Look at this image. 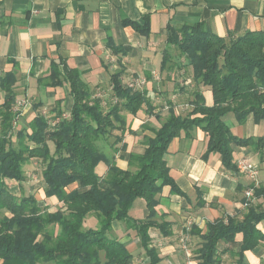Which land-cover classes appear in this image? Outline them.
Wrapping results in <instances>:
<instances>
[{"label":"trees","instance_id":"trees-1","mask_svg":"<svg viewBox=\"0 0 264 264\" xmlns=\"http://www.w3.org/2000/svg\"><path fill=\"white\" fill-rule=\"evenodd\" d=\"M124 25L150 33L148 21L126 19ZM166 43L162 67L189 72L193 85L187 90L185 112L174 101L161 99L165 117L148 94L147 82L143 88L123 82L124 68L111 74L113 95L105 101L94 96L79 69L71 68L66 77L74 98L69 114L64 116L61 110L51 117L38 112L17 127L16 119L23 114L13 108L17 79L13 71L0 74V93L4 94L0 102V264H134V252L116 233L115 222L123 224L127 235L135 232L145 252L144 264H161L149 230L158 227L168 235L171 223L159 220L158 195L169 187L172 193L187 196L166 160L175 137L190 136L201 128L208 136L203 156L218 153L230 171H239L234 156L237 147L250 146L264 162V134L240 136L226 122L230 114L241 124L250 114L256 122L264 119V32L223 37L201 23L184 24L169 27ZM111 48L124 54L119 46ZM180 57L187 63H179ZM53 71L57 75L56 66ZM205 90L212 92V104L206 102ZM141 113L146 118L155 116L160 125L142 124L153 135L144 136L143 151L130 152L128 167L122 168L115 154L127 150L125 137L135 133L131 124ZM33 158L44 166L45 196L62 203L56 210L41 204L34 193L17 195L9 186L11 180H26L25 166ZM102 164L106 169L101 173ZM247 188L253 189V199L242 206L241 213L210 221L205 231L192 228L201 238L198 264H223L226 250L242 264L245 251L264 241L258 227L264 220V185L251 183ZM140 199L148 209L143 218L131 214ZM91 214L96 215L98 226L85 228ZM238 234L242 235L240 249L235 251ZM222 242L233 246L220 251Z\"/></svg>","mask_w":264,"mask_h":264},{"label":"crops","instance_id":"crops-1","mask_svg":"<svg viewBox=\"0 0 264 264\" xmlns=\"http://www.w3.org/2000/svg\"><path fill=\"white\" fill-rule=\"evenodd\" d=\"M126 19L148 21L150 33L142 34L134 26L124 25ZM196 23L223 37H236L248 31L264 32V0H0V74L15 73L17 97L13 108L19 106L23 111L19 120L24 123L38 112L44 114L47 108L53 113L70 112L74 98L66 77L71 68L82 72V79L94 96L103 101L113 95V72L124 68L125 84L132 78L146 76L148 94L165 114L163 101L170 99L178 105L175 100H185L189 96L187 90L193 85L189 72L186 75L181 70L172 72L162 67L169 27ZM112 46L121 47L124 54L114 53ZM177 60L187 63L181 57ZM54 66L57 75H53ZM155 72L162 76L160 80L154 77ZM180 79L182 87L178 86ZM204 94L206 102L212 104V92L205 90ZM3 95L0 93V102ZM20 102L24 105H19ZM141 114L131 124L135 133L125 137L127 143L133 139L141 148L135 150L128 145L127 150L116 154V163L122 168L128 167L130 152L143 151L144 136L153 135L142 124L147 121L151 127L160 125L152 116L142 120ZM226 122L240 136L264 134V119L256 122L253 114L242 124L230 114ZM207 139L206 132L197 128L190 136L182 133L175 137L169 145L166 160L170 173L187 196L172 193L169 187L158 195L159 220L171 223L168 235L158 227L149 230L162 256L161 264H198L196 251L201 238L192 228L205 231L208 222L241 213L244 191L255 183L244 172L226 169L218 153L204 157ZM234 156L237 161L246 159L256 164L259 173L255 184L264 185V162L258 153L250 146H241L235 149ZM105 169L106 164H102L100 172ZM137 202L131 214L143 218L148 209L144 200ZM123 227L120 222L114 223L116 232L124 231ZM258 227L264 233V220ZM184 234L196 245L186 247ZM119 236L128 244L139 240L126 231ZM241 237L238 234L234 246L220 243V251L232 246L239 251ZM224 258H229L230 264H238L231 250H226ZM242 264H264V241L245 251Z\"/></svg>","mask_w":264,"mask_h":264},{"label":"rangeland","instance_id":"rangeland-1","mask_svg":"<svg viewBox=\"0 0 264 264\" xmlns=\"http://www.w3.org/2000/svg\"><path fill=\"white\" fill-rule=\"evenodd\" d=\"M174 49V48H173ZM173 54H175V50L172 52ZM156 73V72H155ZM158 75H159V73H158ZM162 78V76L161 75H159V79L158 80H160ZM132 79H134V78H132ZM131 79V80H132ZM130 80V81H131ZM130 81H128V83L130 82ZM182 82V80L180 79L179 80V84ZM190 83H192V82H190ZM127 84V83H126ZM129 85V84H128ZM2 93V92H1ZM189 96H186L184 99L185 100H180V102H179V99L177 100L176 98V102L178 103V106H179V108H181V110H182V112H185V111H187L188 110V107H189V105L186 103V99L188 98ZM0 100H2V96H0ZM159 100H161L160 98H159ZM158 100V101H159ZM185 101V102H184ZM159 105V104H158ZM20 109V108H19ZM160 111V110H159ZM165 112V114H163V115H166L167 114V111L165 110L164 111ZM46 116H51V117H54L55 115H56V113H53V112H51V111H49V109L47 108V110L45 111V113H44ZM69 113H65V114H63L64 116H67ZM30 115H32V113H30ZM162 116V115H161ZM145 118H146V116H145V114H141V119L142 120H145ZM18 122H17V127L18 126H22V125H24L25 123L21 120H19V118H17L16 119ZM58 120V118L56 119V120H54V121H57ZM152 120L156 123V124H160V122H159V120H156V118H155V116H152ZM53 121V120H52ZM139 139V138H138ZM140 140V139H139ZM135 144V145H134ZM137 144H139L138 142L136 143V142H134V140L133 139H131L130 140V142L128 141V145L129 146H132V148H135V150H140V146L139 145H137ZM121 146V144L120 143H118L117 144V147H120ZM106 150L109 152V153H112V151H111V149H110V147H107L106 148ZM113 154V153H112ZM116 154H119V152L118 153H116ZM116 154H115V158H116ZM256 165V164H255ZM43 164H42V162L38 159V158H33L29 163H27L26 164V166H25V168H26V172H27V178H26V180L24 181V182H21V183H14V182H12V181H9V186H10V188L12 189V190H14V191H17L18 193H21V195L22 194H29V193H34L36 196H37V198L41 201V200H43V201H46V205L49 207V208H51L52 210H56L57 208H59L60 207V205H62V203L60 202H58L57 200H55V198H48V197H45V193H44V189H43V179H42V171H43ZM256 167H257V169H259V167L256 165ZM258 173H259V171H258ZM252 179H255V183H257L258 182V174L256 175V177L255 178H253L252 177ZM75 186V185H74ZM74 186H70V188L71 187H74ZM138 203V202H137ZM92 226H94V227H96V226H98V222H97V217H96V215L95 214H91V215H89V217H88V219H87V221H86V223H85V228H88V227H92ZM124 232L125 231H122V230H118L116 233L118 234V235H123L124 234ZM132 235H133V237H134V235H135V232H132ZM183 236H185L184 238V240H186V242L184 241V243H186L185 244V246L186 247H189V245L191 244V245H196L195 244V242L193 241V240H190V238L188 237V235H186V234H184ZM193 245V246H194ZM129 247L132 249V251L134 252V255H135V259H134V264H144L145 263V252H144V250H143V248L141 247V245H140V242H139V240H134V241H131L130 243H129ZM184 247V246H183ZM185 248V247H184ZM225 263L226 264H230V260H229V258L227 259V260H225Z\"/></svg>","mask_w":264,"mask_h":264},{"label":"built area","instance_id":"built-area-1","mask_svg":"<svg viewBox=\"0 0 264 264\" xmlns=\"http://www.w3.org/2000/svg\"><path fill=\"white\" fill-rule=\"evenodd\" d=\"M160 75V74H159ZM159 75L158 73H154V77L156 79H159ZM146 78L145 77H139V78H134L130 81L129 85L134 87V88H143L144 85H146ZM19 105L23 106L24 104L22 102L19 103ZM20 108L19 106H17L16 109ZM238 168L239 171L244 172L246 174H248L250 177L255 178L256 175L258 174V169L256 167V165L252 162H250L249 160L246 159H240L238 160ZM253 189L252 188H247L245 190V197H246V201L243 204L244 206H247L249 201L253 199ZM225 264V263H223Z\"/></svg>","mask_w":264,"mask_h":264}]
</instances>
